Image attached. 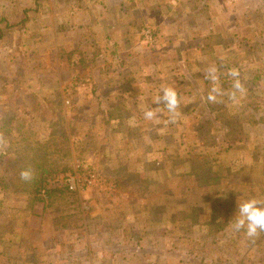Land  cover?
I'll list each match as a JSON object with an SVG mask.
<instances>
[{"label": "rangeland", "instance_id": "obj_1", "mask_svg": "<svg viewBox=\"0 0 264 264\" xmlns=\"http://www.w3.org/2000/svg\"><path fill=\"white\" fill-rule=\"evenodd\" d=\"M73 1L0 0V264H264V234L229 227L264 200V0H206L221 36L163 51L109 44L129 0Z\"/></svg>", "mask_w": 264, "mask_h": 264}, {"label": "crops", "instance_id": "obj_2", "mask_svg": "<svg viewBox=\"0 0 264 264\" xmlns=\"http://www.w3.org/2000/svg\"><path fill=\"white\" fill-rule=\"evenodd\" d=\"M121 1L122 0H118L117 2H115L114 0H74L73 2L78 6H90L87 9L89 15V13L94 10V6H96L97 3L101 7L104 6V10L107 9L110 11L117 10L118 3ZM124 4L126 5L124 11L133 10L135 14V27L133 29H130V21H128L127 23H124L121 33L118 32V28H114L113 31L115 32V36L112 37V41L109 42V44H113V42L115 44L116 41L119 43L135 44V38L138 39L137 41H139L140 39L141 41L145 42V40L142 38V32L140 31L138 34V32H136V29L142 30L146 26L151 28L153 32L155 31L157 33L158 37L155 36V33L154 36L155 39L157 37L156 41H158V44L160 43L157 48H160L161 51L166 50L165 46H168V44L172 45V47L176 44V46H178L179 48L181 47L182 50L188 36L190 38V43H192L191 39H193L194 37V41L195 39H197L199 34L195 35V31L199 32L198 29L200 27H206L207 32L213 29L214 33L220 34V36L222 33V31L219 29L220 24H223L222 19L219 18L213 20V22H210L208 15L210 14L212 10L211 8L214 7V5L209 4L206 0H191V3L183 5H180V0H129L128 2L126 1V3ZM215 4H219V1L216 0ZM212 12H216V10H213ZM217 12H219V14H223L220 10V7L217 8ZM215 17H218V15L214 13V18ZM229 20H231V16H229ZM232 20H234V17L232 18ZM106 22H108V19H106ZM96 23L98 22L94 21L93 26L96 25ZM108 24L109 28L114 26L112 22H108ZM86 26H88V24ZM227 26L228 25H225L224 28L226 29ZM97 27H103V25ZM131 34H133V37L128 39L127 36L130 37ZM191 34L194 37L191 38ZM181 37H183L184 39H181ZM126 39H128V41H126ZM204 42L205 41H203V43ZM198 43L201 44L202 42ZM212 43H221L222 45H224L225 43L228 44L229 42L221 38L217 39ZM162 44H165V46H162ZM200 48L198 47L199 50H201ZM229 51H234V48L229 47ZM177 56L178 55L170 57L171 61H173ZM114 57L118 58L119 56L114 55ZM151 63L152 62H147L143 63V65H140L144 67V70H146L149 68Z\"/></svg>", "mask_w": 264, "mask_h": 264}, {"label": "clouds", "instance_id": "obj_3", "mask_svg": "<svg viewBox=\"0 0 264 264\" xmlns=\"http://www.w3.org/2000/svg\"><path fill=\"white\" fill-rule=\"evenodd\" d=\"M233 76L238 73L233 72ZM235 89L244 92L243 86L237 81L234 85ZM217 93L216 89H213ZM218 94V93H217ZM210 101L216 100V95H209ZM156 104H163L169 113V123H174L179 114L180 98L176 90L167 86L162 89V94L155 98ZM158 118L157 111L153 109H146L144 111L145 120H153ZM22 179H29V173H21ZM229 227L233 233H243V235L250 241H255L262 234H264V200L256 198H248L240 201L237 205L236 214L229 223Z\"/></svg>", "mask_w": 264, "mask_h": 264}, {"label": "built area", "instance_id": "obj_4", "mask_svg": "<svg viewBox=\"0 0 264 264\" xmlns=\"http://www.w3.org/2000/svg\"><path fill=\"white\" fill-rule=\"evenodd\" d=\"M141 32H142V38L145 40V42L148 45L153 46L155 43V36H154V32L152 31V29L146 26L141 30ZM73 188L74 186L70 185V189H73Z\"/></svg>", "mask_w": 264, "mask_h": 264}, {"label": "trees", "instance_id": "obj_5", "mask_svg": "<svg viewBox=\"0 0 264 264\" xmlns=\"http://www.w3.org/2000/svg\"><path fill=\"white\" fill-rule=\"evenodd\" d=\"M152 31H153V30H152ZM154 44H155V43H154ZM43 180H44V179L41 178V181H43ZM210 203H211V202H210ZM211 205H214V207H213V210H214V211H217L216 207H218L219 205H222V207L225 208V204H222V203L220 202L219 199H215L214 202L211 203ZM195 209H197V208H195Z\"/></svg>", "mask_w": 264, "mask_h": 264}]
</instances>
